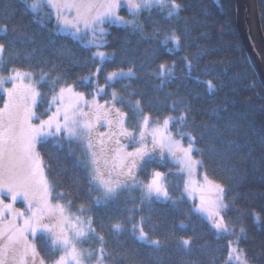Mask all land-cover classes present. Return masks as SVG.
I'll return each mask as SVG.
<instances>
[{"label":"snow or ice","instance_id":"obj_1","mask_svg":"<svg viewBox=\"0 0 264 264\" xmlns=\"http://www.w3.org/2000/svg\"><path fill=\"white\" fill-rule=\"evenodd\" d=\"M21 2L41 28L46 27L39 18L43 7L52 9L47 15L55 16L56 33L88 51L87 57L73 59L70 65L93 67L72 78L68 69L53 75L55 64L47 70L17 65L14 47L26 32L13 26L9 35L8 26H0V38L8 40L0 39V91L6 96L0 107V264H111L117 257L107 247L105 230L127 235L151 250L174 244L186 256L199 251L195 227L192 235L177 236L174 231L162 233L163 239L157 235L162 224L154 222L161 211L156 205H167L165 214L178 211L186 220L197 216L205 221L216 239L225 241L223 264H252L253 258L241 246L247 236V210L240 207V194H230L227 185L210 177L200 146L207 132L217 139L222 133L205 123L197 134L192 101L167 90L178 79L177 60H165L147 71L134 62L126 69H105L107 63L116 62L114 51L102 50L109 44L105 25L138 32L142 39L165 33L159 43L169 54L184 51L187 28L165 30L149 16L148 33L140 21L141 13L151 14L159 7L168 9L165 20L175 16L178 23L182 4L178 0ZM121 9L132 18L121 15ZM203 55L201 51L179 57L184 76L191 77ZM142 71L159 81L158 92L177 97L168 103L167 113L150 110L152 101L133 88L131 81L139 80ZM192 78L200 82L199 75ZM203 83L209 90L216 87L211 80ZM50 141L59 148L67 146L69 156H76L74 144L83 150L86 159H76L88 185L83 202L76 203L79 186L74 195L60 188L58 175H49L51 165L45 164L41 149ZM133 191L140 193L138 198L123 196ZM18 201L22 208L15 206ZM252 214L259 223V213ZM186 220H180L181 229H188Z\"/></svg>","mask_w":264,"mask_h":264},{"label":"trees","instance_id":"obj_2","mask_svg":"<svg viewBox=\"0 0 264 264\" xmlns=\"http://www.w3.org/2000/svg\"><path fill=\"white\" fill-rule=\"evenodd\" d=\"M235 1L178 0L183 7L180 13L182 19L178 23L175 16L171 20L164 19L167 8L161 11L159 7H154L151 14L141 13L140 21L145 25V32L150 33L152 30L149 16L160 21L165 30L169 27L180 32L188 29V35L184 37V43L188 47L174 54H169L166 47L159 43L165 33L155 39H142L138 32L111 26L107 48L109 52L116 53V62L107 63L105 69L112 71L117 66L126 69L129 62H134L138 68L143 64L144 71H147L165 60H177L178 79L173 81L167 90L192 101V115L196 117L194 127L197 134L204 130L205 123L209 126L215 125L222 133V137L217 139L214 133L209 131L200 144L205 150L206 167L210 177L231 189L230 194H240V207L247 210L244 217L247 236L241 240V246L246 248L249 257L253 258L252 264H264V88L242 44L236 23ZM257 1L264 32V0ZM121 12L129 19L132 18L127 9H121ZM32 21L33 14L24 10L21 0H0V26L7 25L9 35H12L13 26H21V30L26 32L23 40L17 39L14 47L13 55L18 56V59L14 60L17 65L31 64L33 67H44L47 70L55 64L53 75L68 69L72 78H75L76 74H86L87 69L93 67L91 63L84 67L70 65L73 59L87 57L88 51L70 37L57 34L53 17L44 20V28ZM0 39L8 43L6 38ZM201 51L204 55L201 56L196 70L191 77L184 76L180 70L182 61L179 57L186 53L195 55ZM197 75L200 82L192 78ZM140 76L139 80L131 81L133 88L144 93L146 100L152 101L150 110L167 113L168 103L177 97H165L164 92H158L156 89L158 80L144 75L143 71ZM206 80H211L216 85L214 90L207 88L203 83ZM213 110L216 114H213ZM73 148L76 150V156H69L67 146L59 148L50 141L41 149V153L45 164L51 165L52 172L49 175H58L60 188L75 195L79 186V198L76 203H80L87 199L85 189L88 185L84 170L76 163V159L86 157L83 156L79 145L74 144ZM141 176L143 177V174ZM173 179L179 180L180 177ZM139 195L140 193L135 191L123 193L125 197L138 198ZM156 207L161 210L154 215V222L159 221L162 224L157 233L161 239L162 233L172 231L177 236L192 235V228L195 227L196 234L200 236L197 241L200 250L187 256L177 251L174 244L151 250L140 246L127 235L109 234L105 230L107 247L117 257L111 264H137V261L140 264H185L186 261L193 264H223L226 255L225 241L217 240L205 221L197 216L186 220L178 211H168L165 214L167 205ZM181 208L186 209L187 204L181 205ZM98 211L101 214L105 212L103 209ZM253 211L259 213V223L253 217ZM180 220H186L188 229L179 227ZM86 245L90 247L89 244Z\"/></svg>","mask_w":264,"mask_h":264},{"label":"water","instance_id":"obj_3","mask_svg":"<svg viewBox=\"0 0 264 264\" xmlns=\"http://www.w3.org/2000/svg\"><path fill=\"white\" fill-rule=\"evenodd\" d=\"M237 27L242 44L249 55L264 88V32L262 29L258 1L236 0Z\"/></svg>","mask_w":264,"mask_h":264},{"label":"rangeland","instance_id":"obj_4","mask_svg":"<svg viewBox=\"0 0 264 264\" xmlns=\"http://www.w3.org/2000/svg\"><path fill=\"white\" fill-rule=\"evenodd\" d=\"M52 9H50V8H48L47 6H45V7H43V9H42V12H41V14H40V18L41 19H47L48 20V15L47 14H50V13H52ZM168 11V10H167ZM67 15H71V14H69V13H66ZM121 15H123V16H125L122 12L120 13ZM51 17H53L54 18V22L56 23V19H55V16L53 15V16H51ZM126 17V16H125ZM126 18H128V17H126ZM129 19V18H128ZM105 27L106 28H108V32H109V29H110V27L108 26V25H105ZM87 39V38H86ZM107 39H108V37H107ZM102 50H104V51H108L109 52V50H108V48H107V46H106V48H104V49H102ZM92 51H95V49H92ZM10 86V85H9ZM4 99H6V96H4V94H3V92L2 91H0V107H2V105H3V100ZM129 150H131V149H129ZM199 178V176H197V179ZM17 208H22L24 205H23V203L22 202H20V201H18L17 203H16V205H15ZM84 247H88L86 244L84 245Z\"/></svg>","mask_w":264,"mask_h":264}]
</instances>
